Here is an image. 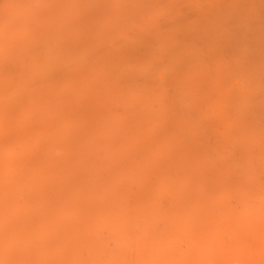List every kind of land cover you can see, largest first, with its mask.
I'll list each match as a JSON object with an SVG mask.
<instances>
[{
    "label": "bare ground",
    "instance_id": "obj_1",
    "mask_svg": "<svg viewBox=\"0 0 264 264\" xmlns=\"http://www.w3.org/2000/svg\"><path fill=\"white\" fill-rule=\"evenodd\" d=\"M0 264H264V0H0Z\"/></svg>",
    "mask_w": 264,
    "mask_h": 264
}]
</instances>
